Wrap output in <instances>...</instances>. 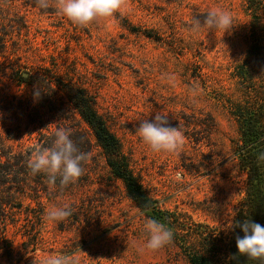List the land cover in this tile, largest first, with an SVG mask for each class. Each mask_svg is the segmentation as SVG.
<instances>
[{"label":"rangeland","instance_id":"obj_1","mask_svg":"<svg viewBox=\"0 0 264 264\" xmlns=\"http://www.w3.org/2000/svg\"><path fill=\"white\" fill-rule=\"evenodd\" d=\"M31 2L0 0L2 28L11 31L0 58L6 70L0 73V136L12 153L30 157L34 145L52 142L57 127L85 128L65 91L70 84L82 89L179 234L197 230L221 239L212 264H224L245 189L231 148L237 127L225 99L237 97L232 74L248 47L246 0H123L111 17L88 26ZM215 7L234 17L225 33L203 26ZM194 20L202 25L196 31ZM24 72L27 82L20 81ZM48 72L53 78L44 76ZM158 112L183 134L178 153H154L136 134ZM85 164V185L56 187L43 195L42 208L26 199L32 211L16 210L5 229L13 252L8 257L0 249V264H39L57 254L77 256L80 264H189L175 237L159 250L139 251L150 218L109 175L96 146ZM64 203L72 216L45 218Z\"/></svg>","mask_w":264,"mask_h":264},{"label":"trees","instance_id":"obj_2","mask_svg":"<svg viewBox=\"0 0 264 264\" xmlns=\"http://www.w3.org/2000/svg\"><path fill=\"white\" fill-rule=\"evenodd\" d=\"M31 1L32 5H38L37 0ZM245 8L249 16L248 47L242 61L234 66L232 74L238 94L236 98L225 99L237 127V136L231 140V148L238 168L245 174V189L234 210L229 243L225 245L227 260L224 264H264V260H252L239 254L236 247V237L243 236L241 229L236 227L237 222L243 223L250 219L264 226V160L258 158L259 153L264 152V0H246ZM145 33L151 36L150 32ZM10 34L11 31L3 29L0 22V58L3 61L6 58V39ZM3 61L0 60V73L6 71ZM29 76L21 74L20 81L27 82ZM44 76L53 78L49 72L44 73ZM65 91L86 128L76 123L71 131V138L77 147L88 156L92 148L97 147L103 167L111 177L122 183L126 196L149 218L170 230L173 228V238L185 252L189 264H212L222 240L197 230L179 234V228L171 221L170 213L148 194L131 170L120 139L110 130L93 100L82 89L71 84L66 86ZM49 101H52L51 98ZM50 145H45V148ZM28 159L29 156L21 152L12 153L11 147L0 136V249L8 257L12 255L13 246L5 229L8 222L13 220L16 210L24 208L32 211L33 207L30 202H25L26 199L34 202L35 207L42 208L43 195L48 198L59 187V182L50 184L45 173L32 175L27 167ZM85 163L82 162L81 176L87 178L79 184L74 182L77 186L89 181ZM178 234L183 238H176Z\"/></svg>","mask_w":264,"mask_h":264},{"label":"clouds","instance_id":"obj_3","mask_svg":"<svg viewBox=\"0 0 264 264\" xmlns=\"http://www.w3.org/2000/svg\"><path fill=\"white\" fill-rule=\"evenodd\" d=\"M41 9L55 7L56 12L66 17L71 23L78 26H88L99 22L102 18H109L122 8L123 0H37ZM234 17L230 11L215 7L207 11L203 26L209 29L228 31L233 25ZM202 25L194 20L193 31ZM39 96V90L34 92ZM142 142L154 153H178L184 143V137L178 127L168 125L167 115L158 112L152 122L143 120L136 130ZM71 130L66 127H57L53 133L50 147L44 148L39 144L33 146L27 167L32 175L45 173L48 182L56 185L59 180L61 188L74 183L83 173L82 162L88 159L87 153L82 152L71 138ZM258 158L264 160V152ZM177 179H179L177 177ZM73 215L72 206L64 203L50 208L45 218L53 222H62ZM243 236L236 237L238 253L252 260H264V226L253 221L237 222ZM146 238L139 247V251H156L166 246L173 237L172 231L155 219H148L143 225ZM39 264H80L77 256L69 257L64 254L43 256Z\"/></svg>","mask_w":264,"mask_h":264},{"label":"water","instance_id":"obj_4","mask_svg":"<svg viewBox=\"0 0 264 264\" xmlns=\"http://www.w3.org/2000/svg\"><path fill=\"white\" fill-rule=\"evenodd\" d=\"M23 74H24V75H27V72H24Z\"/></svg>","mask_w":264,"mask_h":264}]
</instances>
